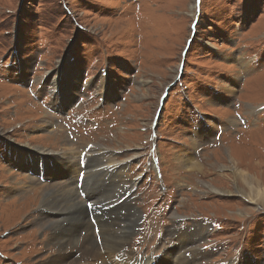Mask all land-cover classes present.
Listing matches in <instances>:
<instances>
[{
	"label": "rangeland",
	"instance_id": "rangeland-1",
	"mask_svg": "<svg viewBox=\"0 0 264 264\" xmlns=\"http://www.w3.org/2000/svg\"><path fill=\"white\" fill-rule=\"evenodd\" d=\"M82 155L119 220L98 245L264 264V0H0V264L53 258L40 210L65 185L87 204Z\"/></svg>",
	"mask_w": 264,
	"mask_h": 264
},
{
	"label": "bare ground",
	"instance_id": "bare-ground-1",
	"mask_svg": "<svg viewBox=\"0 0 264 264\" xmlns=\"http://www.w3.org/2000/svg\"><path fill=\"white\" fill-rule=\"evenodd\" d=\"M38 158L40 157H37V159ZM59 166L62 169L65 167H68V165L67 166L64 165L63 162L59 164ZM234 171H236V174L238 176L241 175L243 178H244V175L246 174L245 172L237 168H235ZM28 178L29 177H26L25 180H27ZM14 189H18L17 186H15ZM40 189L41 187H38V188L32 187V190H34L33 192H35L36 194L37 193L39 194L42 192L40 191ZM73 191H74L73 189H69V187L65 185L64 188H59V189L54 190L53 193L49 195V196H53L51 197V199L47 200L45 198L43 200L46 202V205L48 206L47 209H49L50 207L51 210H45V209L40 210V216L41 214H43L42 213L43 211H46V214H44V216H53V218H55L54 223L50 224L53 236L55 238L53 242L54 256L48 261L47 264H67L69 261H71L70 257H72L73 260L76 261L77 264H89L92 262H99V259H101V262H104L106 264L113 257H115L114 264H133L136 261H140L141 258L138 259L137 258L138 256L130 251H125V253H123L122 252L123 250H121L119 253L116 254V251L119 250L122 243L118 244L116 241H113V243L111 244H105L106 246L97 244L94 235L91 234V229L92 228L94 229V224L90 221L89 213L87 214L88 217L87 218L85 217L86 210L84 208H86L85 206L87 204L83 202L82 200H80ZM252 192L253 193H251L252 194L251 198H253V200H257L258 202H264V191L260 187L253 188ZM70 193H71V196H70ZM128 194L129 192H125L123 195H120V196L123 198V197H126ZM73 199L75 201H72ZM63 203H64V207H61ZM104 210L105 212L104 214L102 213L103 215L101 217L98 216L99 211L95 210V212L97 213L96 218H97L98 226H101V227L105 226L102 228L103 233L105 232L107 234L109 230L110 231L119 230V223H118L119 220L117 221V219L115 218L113 208L109 204H107L104 206ZM39 220L42 221V217H40ZM64 236H66V238H69V239H75V242L72 243L73 249L71 251L68 249V246L66 248L65 247L60 248V245L58 244V240H61L62 238H64ZM102 236L103 235L100 234V237ZM103 239H101V241ZM134 257L136 259H134ZM132 258L135 261L134 260L132 261L131 260ZM149 260L152 261V258ZM142 262H144L145 264H148V261H142Z\"/></svg>",
	"mask_w": 264,
	"mask_h": 264
}]
</instances>
